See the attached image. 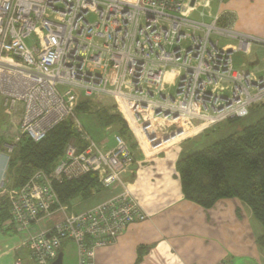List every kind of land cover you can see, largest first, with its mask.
I'll return each mask as SVG.
<instances>
[{
  "label": "built area",
  "instance_id": "1",
  "mask_svg": "<svg viewBox=\"0 0 264 264\" xmlns=\"http://www.w3.org/2000/svg\"><path fill=\"white\" fill-rule=\"evenodd\" d=\"M211 1L223 0H0L3 108L21 106L18 131L34 141L66 118L84 141L67 143L50 174L36 170L23 186L6 192L11 222L28 232L23 245L34 264L50 263L65 241L76 246L77 264H94L97 248L113 244L128 224L148 218L123 180L135 160L133 149L120 135L108 150L88 136L74 114L77 92L111 98L114 113L146 157L188 133L244 118L264 102V66L256 76L232 61L233 53L264 47V39L235 30L229 20L223 23L221 13H211ZM219 37L232 45H220ZM18 139L0 145L5 153L0 195L6 191L8 153ZM91 172L103 188L118 185L120 191L51 227L29 230L55 208L64 209L55 178ZM13 264L24 262L17 258Z\"/></svg>",
  "mask_w": 264,
  "mask_h": 264
},
{
  "label": "crops",
  "instance_id": "2",
  "mask_svg": "<svg viewBox=\"0 0 264 264\" xmlns=\"http://www.w3.org/2000/svg\"><path fill=\"white\" fill-rule=\"evenodd\" d=\"M216 13L228 15L235 30L264 39V0H223L217 2ZM224 44L232 45L230 42ZM232 61L235 68L260 76L264 66V47L254 45L248 54L233 53ZM95 123L112 135L113 144L109 145L107 138L98 140L101 147L104 150L112 148L117 134L114 127L102 128L97 120ZM131 138L135 160L123 180L148 218L128 224L113 244L97 248L94 264H217L219 261L264 264V228L247 204L237 199H221L207 209L183 197L176 165L183 155L198 145L194 141L196 137L181 139L149 157L142 154L133 136ZM4 154L1 150L0 168L5 162ZM120 189L118 185L102 187L94 192L97 199L85 203L78 201L79 210L68 214L88 210ZM66 206L63 205L64 209L55 208L50 215L32 224L29 230L37 232L51 227L67 215L64 212ZM44 219L47 220L44 222ZM7 230L14 236H0V243L6 240L0 262L13 264L21 258L24 264H28V248L23 245L28 232L14 226ZM68 242L64 243L63 252Z\"/></svg>",
  "mask_w": 264,
  "mask_h": 264
},
{
  "label": "trees",
  "instance_id": "3",
  "mask_svg": "<svg viewBox=\"0 0 264 264\" xmlns=\"http://www.w3.org/2000/svg\"><path fill=\"white\" fill-rule=\"evenodd\" d=\"M91 99L77 92L74 113L93 114L102 128L114 127L115 135H120L132 147V136L124 120L118 114L109 113L106 106L91 108ZM21 114V106L7 111L0 99V136L4 134L10 137V141H6L9 143L19 135L8 157L6 176L11 178V182L9 186L5 184L7 188L23 186L36 170L50 174L63 156L67 143L75 142L81 146L84 142L71 118L56 124L41 140L34 141L15 129L20 123ZM236 120L239 119L223 122L232 125ZM221 123L205 132H217ZM176 168L181 192L186 200L207 209L221 199L240 200L250 207L255 219L264 228V115L216 138L212 143L186 153L177 162ZM53 187L60 203L68 207L71 200L89 198L102 185L97 174L91 172L70 180L55 178ZM8 222H11L10 205L8 196L3 195L0 196V229L9 228ZM64 243L66 241L58 251H63Z\"/></svg>",
  "mask_w": 264,
  "mask_h": 264
},
{
  "label": "rangeland",
  "instance_id": "4",
  "mask_svg": "<svg viewBox=\"0 0 264 264\" xmlns=\"http://www.w3.org/2000/svg\"><path fill=\"white\" fill-rule=\"evenodd\" d=\"M209 5L211 7V13L215 14L217 12V2H214V1L213 2H209ZM201 8L202 7L198 8V9L201 10ZM192 17L195 18V19H200L199 15H198V12L193 13ZM87 18L90 21H93L95 19L94 15H92V14L88 15ZM222 20H225V21L229 20V16L223 14L222 15ZM204 21H209V18L208 17L204 18ZM218 40H219V44H224L226 42L232 43L231 42L232 40L230 41V40L225 39V38H220L219 37ZM26 43L30 44V41L27 40ZM185 43H186V41L182 42V44H185ZM90 102H91V105H92L91 108H94V107L97 108V107H101V106H106L108 111L114 113V111H112L113 108H112V99L111 98H108V97H94V98H92L90 100ZM263 115H264V102L262 104L252 106L250 108L249 114L246 117L234 121L232 123V125L227 124V122L226 123L222 122L220 124L221 128L219 130H217V132H215V133H206V135H205V134H203V132H205V130H206L205 129V130H203V132L188 133L189 135L187 134L182 140L190 139V136H191V138L196 137V139L194 141H196L195 144H198V145H196L193 149H199V148L203 147L204 145L212 143V141H214L216 138L221 137V136H223L224 134H226L228 132H232L234 129H236L239 126L246 125V124H249V123H252V122L256 121V119H258L259 117H261ZM118 116H120V115H118ZM75 117H77L79 119L80 124L83 127V129L89 133V135L92 137V139L95 142H97L99 144L100 142L98 140H101L102 138H107L108 141H109V145L113 144L112 143V135H111V133L103 131V130H101L98 127V125L95 123L96 122V118H95V116L93 114H79L78 115L76 113ZM121 119H122V117H121ZM11 123L14 124L15 122H11ZM12 124L9 123V125H12ZM0 127H1V124H0ZM7 128H8V124H7ZM160 128H164L165 129V128H167V126H166V124H164L162 126L160 125ZM15 129H18V127L16 126ZM1 140L5 141V142L2 143ZM6 141H10V137H6V135L1 134V136H0V145H2L4 143H8ZM189 142H193V141L189 140ZM192 151H194V150H192ZM11 153L12 152H10L8 154L10 155ZM10 182H11V178H8V176H5V184L7 186H9ZM10 189L11 188H7L6 187L5 193H3L0 196L7 195L6 192L8 190H10ZM96 194L97 193H94L89 198H85V199H82L81 197H77V198L71 200L69 202V204H68V207L66 206L67 209L65 208L64 212L68 214L71 211H78L79 210L78 206H77V204H78L77 202L78 201L83 200L84 201L83 203H85V202L91 201L93 199H97V195ZM46 220L47 219H44L43 221L45 222ZM7 224L10 225V227L14 226V225L11 224V222H8ZM14 228H16V227L14 226ZM7 229H8L7 226L5 228H3V229H0V236H2V237H12V236H14V234L12 232H9L10 230L8 231ZM2 233L5 234V235H3ZM5 242H6V240L3 239L2 242L0 243V253H2L5 250L4 246H3ZM63 259H64L63 260V264H77L76 246L74 245L73 242L69 241L66 244V246L64 248V257H63ZM27 262H28V264H34V262L32 260H30L29 258H28ZM0 264H4V262H0Z\"/></svg>",
  "mask_w": 264,
  "mask_h": 264
},
{
  "label": "water",
  "instance_id": "5",
  "mask_svg": "<svg viewBox=\"0 0 264 264\" xmlns=\"http://www.w3.org/2000/svg\"><path fill=\"white\" fill-rule=\"evenodd\" d=\"M63 256H64V252L58 251L56 257L48 264H63Z\"/></svg>",
  "mask_w": 264,
  "mask_h": 264
}]
</instances>
